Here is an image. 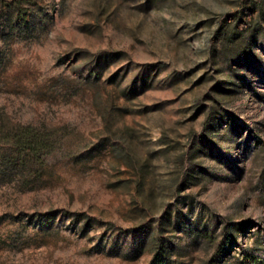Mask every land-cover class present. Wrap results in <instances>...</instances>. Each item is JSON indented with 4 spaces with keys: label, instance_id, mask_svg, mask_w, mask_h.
Here are the masks:
<instances>
[{
    "label": "rangeland",
    "instance_id": "1",
    "mask_svg": "<svg viewBox=\"0 0 264 264\" xmlns=\"http://www.w3.org/2000/svg\"><path fill=\"white\" fill-rule=\"evenodd\" d=\"M14 1L0 0V264H155L164 244L170 264H264V37L210 145L196 106L216 33L236 15L244 28L252 0H43L23 17ZM18 127L46 146L22 151Z\"/></svg>",
    "mask_w": 264,
    "mask_h": 264
},
{
    "label": "trees",
    "instance_id": "2",
    "mask_svg": "<svg viewBox=\"0 0 264 264\" xmlns=\"http://www.w3.org/2000/svg\"><path fill=\"white\" fill-rule=\"evenodd\" d=\"M43 0H15L14 5L17 13L22 17L26 16L27 10L23 6L40 5ZM250 1V0H241ZM254 17L246 21L245 27H239L240 15H236L232 22H226L216 33L215 38L218 41V47L213 49L215 54L214 64L217 74V80L211 87V92L207 98L197 103V109L200 106L204 108L205 120V144H212L214 135L220 129L221 125L227 122L230 111V99L240 96L245 92L247 86L246 76L243 71L255 55V49L259 45L258 38L264 37V0H252ZM25 4V5H24ZM101 61H98L92 68L97 71V76L101 75ZM11 141L24 150H35L45 145V137L33 128L18 127L10 130ZM197 144L182 153L179 157L181 168L177 177L176 190L181 192L187 184L193 180L197 169L200 166L202 150L201 138ZM162 143L166 142L165 136L160 137ZM230 235V234H229ZM171 245H160L155 257V264L171 263Z\"/></svg>",
    "mask_w": 264,
    "mask_h": 264
}]
</instances>
